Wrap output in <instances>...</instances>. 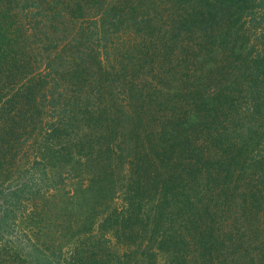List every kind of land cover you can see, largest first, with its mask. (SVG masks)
Instances as JSON below:
<instances>
[{
	"label": "trees",
	"instance_id": "obj_1",
	"mask_svg": "<svg viewBox=\"0 0 264 264\" xmlns=\"http://www.w3.org/2000/svg\"><path fill=\"white\" fill-rule=\"evenodd\" d=\"M0 264H264V0H0Z\"/></svg>",
	"mask_w": 264,
	"mask_h": 264
}]
</instances>
